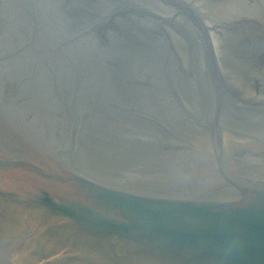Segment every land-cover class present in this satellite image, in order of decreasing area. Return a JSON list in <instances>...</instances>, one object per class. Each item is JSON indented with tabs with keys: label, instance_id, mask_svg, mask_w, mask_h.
<instances>
[{
	"label": "water",
	"instance_id": "water-1",
	"mask_svg": "<svg viewBox=\"0 0 264 264\" xmlns=\"http://www.w3.org/2000/svg\"><path fill=\"white\" fill-rule=\"evenodd\" d=\"M0 264H264V0H0Z\"/></svg>",
	"mask_w": 264,
	"mask_h": 264
}]
</instances>
